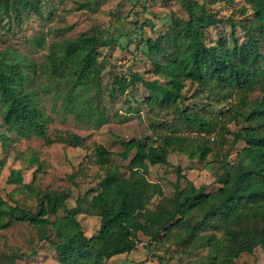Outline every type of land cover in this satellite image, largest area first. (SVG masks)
I'll list each match as a JSON object with an SVG mask.
<instances>
[{
    "label": "trees",
    "instance_id": "obj_1",
    "mask_svg": "<svg viewBox=\"0 0 264 264\" xmlns=\"http://www.w3.org/2000/svg\"><path fill=\"white\" fill-rule=\"evenodd\" d=\"M242 1L246 5L243 14L250 12L243 20L220 18L206 3L181 0L186 19L170 16L168 28L159 35L153 22L136 29L137 47L152 66L148 73L156 78L152 82L135 73L103 87L101 50L117 45L120 38L114 34L108 39L100 31L61 38L49 46L41 64L10 46L1 49L0 141L5 147L11 136L19 140L34 135L53 141L48 136L50 119L41 106L39 81L43 77L49 82L46 87L65 94L68 106L79 108L77 114L86 115L97 126L105 122L106 95L114 102L118 94L126 95L138 83L155 86L157 95L145 102L151 112L170 115L173 121L163 124L170 133L156 134L154 143L131 140L124 144L119 156L129 162L127 175L113 165L112 152L97 146L91 163L104 170V178L99 190H92V198L78 199L74 208L67 205L69 192H36L32 185L22 188L38 196L36 212L0 198V232L16 224L33 226L40 242L56 251L60 264H108L115 257L132 254L140 234L160 245L168 243L185 256L207 252L189 264H237L242 255H252L259 248L264 254V0ZM92 6V2L81 5ZM32 15L45 20L42 0H0L3 37L10 38L13 29L22 28ZM225 24L231 28L228 37L209 40L207 31ZM146 25L154 36L144 34ZM239 29L244 33L242 42ZM33 42L43 49L46 35ZM187 83L197 86V98L217 103L235 99V104L226 113L206 115L183 106ZM257 92L260 96L252 98ZM230 124L237 130L231 131ZM160 125L152 127L155 133ZM228 135L233 136L231 147L209 160L214 153L211 138L224 145ZM57 141L73 148L84 146V139L76 135ZM240 143L244 147L232 158ZM172 152L206 166L217 165L219 189L207 192L193 182L182 187L183 174L177 170L175 192L165 196L159 184L148 180V167L167 165ZM36 163L32 158L30 165ZM9 181L21 183L20 173L13 172ZM82 214L100 219V228L91 238L78 220ZM167 253L173 252L169 248ZM159 259L160 264H169ZM2 263L15 264L14 256Z\"/></svg>",
    "mask_w": 264,
    "mask_h": 264
},
{
    "label": "rangeland",
    "instance_id": "obj_2",
    "mask_svg": "<svg viewBox=\"0 0 264 264\" xmlns=\"http://www.w3.org/2000/svg\"><path fill=\"white\" fill-rule=\"evenodd\" d=\"M197 1L206 3L220 18L237 21L250 15V12L243 14L246 5L242 0ZM88 2L93 4L90 9L81 7ZM42 5L45 20L32 15L22 28H14L8 39L3 37L6 31L2 26L5 23L1 24L0 50L10 46L41 64L45 61L49 46L61 38H77L84 33L100 31L108 39L114 34L120 38L117 45L101 50L102 81L105 88L111 87L116 78H129L135 73L144 76L148 82L154 81V75L148 73L152 66L137 47L138 42L133 32L141 30L143 24L153 22L154 32L159 35L168 28L170 16L183 19L187 17L181 0H42ZM142 31L147 36H154L149 25ZM230 32V26L225 24L208 30L207 36L209 40L217 41L221 36L228 37ZM42 34L46 35V44L43 49H37L33 39ZM238 38L241 42L244 40V33L240 29ZM39 82L41 106L50 119L48 136L53 141L47 142L34 135L19 140H14L15 137L10 135L12 141L9 147H5L0 141V198L11 206L36 212L38 196L22 188L32 185L36 192H69L71 199L67 205L70 209L74 208L78 199H91L94 194L91 193L92 190L98 191L104 178V170L91 163L97 146H104L112 152L115 155L113 165L127 175L129 162L119 156L124 151L126 142L149 140L154 143L156 134L170 133L168 125L165 127L163 124H170L172 116L157 110L156 113L151 112L145 102L149 96L157 95L158 91L153 85L138 83L126 95L118 94L111 103L106 95L105 122L97 126L86 115H78L79 108L72 110L66 102L65 94L59 95L53 88L46 87L49 82H46L45 77ZM186 86L182 105L195 107L205 115L226 113L235 104V99L217 103L206 97L197 98V86L191 83ZM258 96L259 92L252 98ZM159 124L162 125L155 133L152 127ZM229 128L231 131L237 130L234 124H230ZM74 135L84 139L83 147L73 148L57 141V138H70ZM210 141L214 153L209 160H214L231 147L233 136L228 135L224 145L217 144L215 138ZM243 147V143L237 145L232 158ZM32 158H36L38 162L33 166L30 165ZM177 170H181L183 174L182 187L187 182H193L196 187H205L207 192H215L220 187L215 183L219 174L217 165L206 166L181 152H172L167 165H149L147 178L150 182L159 184L165 196L171 197L175 192ZM13 172L20 173L21 183H10L9 178ZM155 200L158 201L159 197ZM83 208L87 209L88 204L84 203ZM78 220L87 237L96 235L100 228L98 217L82 214L78 216ZM169 248L173 253H167ZM206 253L202 251L191 257L185 256L168 243L160 245L140 234L139 244L132 254L115 257L108 264H160V257L169 264H189ZM13 256L15 264H60L56 251L47 242H40L37 230L28 224H16L0 232V264ZM237 264H264V254L260 248L256 249L252 255H242Z\"/></svg>",
    "mask_w": 264,
    "mask_h": 264
}]
</instances>
